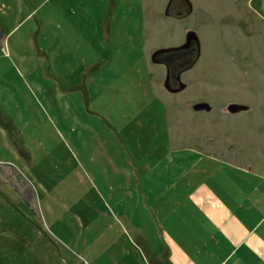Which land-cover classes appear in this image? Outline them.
<instances>
[{
  "label": "rangeland",
  "instance_id": "1",
  "mask_svg": "<svg viewBox=\"0 0 264 264\" xmlns=\"http://www.w3.org/2000/svg\"><path fill=\"white\" fill-rule=\"evenodd\" d=\"M256 2L0 0V264H165L139 173L168 139L264 174Z\"/></svg>",
  "mask_w": 264,
  "mask_h": 264
},
{
  "label": "crops",
  "instance_id": "2",
  "mask_svg": "<svg viewBox=\"0 0 264 264\" xmlns=\"http://www.w3.org/2000/svg\"><path fill=\"white\" fill-rule=\"evenodd\" d=\"M256 8L264 18V0ZM167 141L139 171L140 194L169 239L165 264H264V174Z\"/></svg>",
  "mask_w": 264,
  "mask_h": 264
},
{
  "label": "flooded vegetation",
  "instance_id": "3",
  "mask_svg": "<svg viewBox=\"0 0 264 264\" xmlns=\"http://www.w3.org/2000/svg\"><path fill=\"white\" fill-rule=\"evenodd\" d=\"M188 10H189L188 8H185V5H181V3H178V4L174 5V7L170 10V13L176 14V15H183L182 11L184 13H186V12L188 13ZM192 47H193V45L190 46L189 48H182L183 50L180 49L179 51H174L172 53H169L167 56L159 57L158 61L160 59H163V60H161V63L165 62V63L168 64V66L165 67V73L167 71V74H168V72L170 74V76L168 75V79H169L168 81H171V82L175 83L176 80H177V76L179 74L180 75L183 74L182 71L184 69L185 64H187L186 63L187 58H191L190 54L188 53V51H189L188 49H193ZM198 53H199L198 49L196 51H194V59H193V61L196 60V57H197ZM158 61L155 60L154 63H158ZM190 61H192V59ZM188 67H190V66H186V69ZM252 89L253 88H250V90H252Z\"/></svg>",
  "mask_w": 264,
  "mask_h": 264
},
{
  "label": "water",
  "instance_id": "4",
  "mask_svg": "<svg viewBox=\"0 0 264 264\" xmlns=\"http://www.w3.org/2000/svg\"><path fill=\"white\" fill-rule=\"evenodd\" d=\"M185 10H186V9H185ZM183 11H184V10H183ZM183 11H182V14H183L184 16H186V15H187V12L184 13ZM188 12H189V10H188ZM168 14H169L171 17H174V18H175V17H178V16H179V17H183V15H176V14H172V13H170V12H169ZM159 62H160V61H159ZM193 62H194V61H192V62H191V61H188L187 64H185V67H184V68H186V66H191V65L193 64ZM171 83H173V82H171ZM171 89H172V88H171Z\"/></svg>",
  "mask_w": 264,
  "mask_h": 264
}]
</instances>
